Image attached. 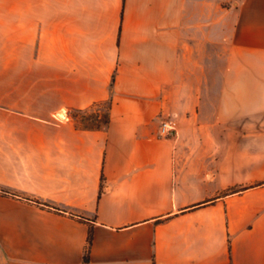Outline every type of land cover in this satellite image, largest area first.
I'll return each mask as SVG.
<instances>
[{
    "label": "crops",
    "instance_id": "obj_1",
    "mask_svg": "<svg viewBox=\"0 0 264 264\" xmlns=\"http://www.w3.org/2000/svg\"><path fill=\"white\" fill-rule=\"evenodd\" d=\"M89 230V264H264V0H0V264Z\"/></svg>",
    "mask_w": 264,
    "mask_h": 264
},
{
    "label": "trees",
    "instance_id": "obj_2",
    "mask_svg": "<svg viewBox=\"0 0 264 264\" xmlns=\"http://www.w3.org/2000/svg\"><path fill=\"white\" fill-rule=\"evenodd\" d=\"M100 104H103V103L94 104L90 108L84 109V110H71L70 111V115L72 118H74L75 115H80L82 117L83 122L80 126H77L78 128L83 129V130H98V129L104 128L108 124L110 104H109V102H105V104H107V114L104 117L101 114H99L98 112L93 111L94 108ZM89 121L94 122V124L89 125L88 124ZM22 199L27 201V202H30V203H32V204H34V205H36L42 209H46L50 212H54V213H58V214H65L66 213L65 211H63V210H61L55 206L40 202V201L35 200V199L24 198V197ZM200 206H202V204L195 205L193 208H198ZM70 216L75 217L79 222H83V223L89 222L86 218H84L82 216H77V215H72V214H70ZM92 240H93L92 231L89 230L88 235H87L86 245L84 248V253H83V264H89V262H90V249H91V245H92Z\"/></svg>",
    "mask_w": 264,
    "mask_h": 264
},
{
    "label": "rangeland",
    "instance_id": "obj_3",
    "mask_svg": "<svg viewBox=\"0 0 264 264\" xmlns=\"http://www.w3.org/2000/svg\"><path fill=\"white\" fill-rule=\"evenodd\" d=\"M93 111L98 112L99 114H101L104 117L107 114V104H105V103L100 104L97 107H95ZM70 119L74 122V124L76 126H80L83 122L82 117L80 115H75L74 118H72L70 115ZM88 124L92 125V124H94V122L89 121Z\"/></svg>",
    "mask_w": 264,
    "mask_h": 264
},
{
    "label": "built area",
    "instance_id": "obj_4",
    "mask_svg": "<svg viewBox=\"0 0 264 264\" xmlns=\"http://www.w3.org/2000/svg\"><path fill=\"white\" fill-rule=\"evenodd\" d=\"M174 131L173 124L172 123H163L161 125V134L164 136L170 135V132Z\"/></svg>",
    "mask_w": 264,
    "mask_h": 264
}]
</instances>
